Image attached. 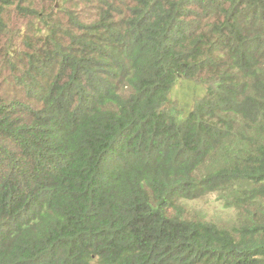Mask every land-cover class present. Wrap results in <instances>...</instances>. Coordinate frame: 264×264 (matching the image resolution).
<instances>
[{
	"label": "trees",
	"instance_id": "1",
	"mask_svg": "<svg viewBox=\"0 0 264 264\" xmlns=\"http://www.w3.org/2000/svg\"><path fill=\"white\" fill-rule=\"evenodd\" d=\"M0 264H264V0H0Z\"/></svg>",
	"mask_w": 264,
	"mask_h": 264
},
{
	"label": "rangeland",
	"instance_id": "2",
	"mask_svg": "<svg viewBox=\"0 0 264 264\" xmlns=\"http://www.w3.org/2000/svg\"><path fill=\"white\" fill-rule=\"evenodd\" d=\"M184 85L185 83H183V86L177 85L174 88L172 96L173 102L175 97H179L181 99V103L175 104L178 109L183 110L179 114V117H184L192 109L186 110L192 106L194 100H199L203 96V93L201 92L197 95L192 93L194 89L193 85ZM182 87L184 92L182 91ZM188 214L196 218H206L213 220L218 224H224L231 220L233 211L222 209L221 201L218 200V196L216 194H211L195 202L189 203Z\"/></svg>",
	"mask_w": 264,
	"mask_h": 264
}]
</instances>
